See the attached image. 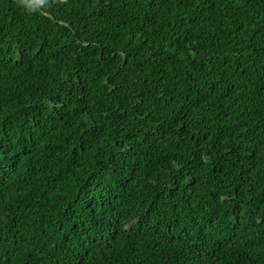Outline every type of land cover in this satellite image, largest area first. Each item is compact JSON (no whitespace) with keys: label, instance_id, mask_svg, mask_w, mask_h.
<instances>
[{"label":"trees","instance_id":"trees-1","mask_svg":"<svg viewBox=\"0 0 264 264\" xmlns=\"http://www.w3.org/2000/svg\"><path fill=\"white\" fill-rule=\"evenodd\" d=\"M0 264H264V0H0Z\"/></svg>","mask_w":264,"mask_h":264}]
</instances>
